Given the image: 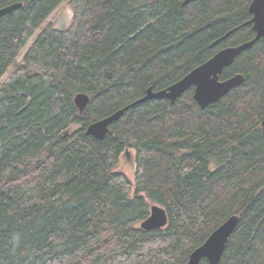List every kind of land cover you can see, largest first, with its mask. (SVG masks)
<instances>
[{"label":"trees","instance_id":"trees-1","mask_svg":"<svg viewBox=\"0 0 264 264\" xmlns=\"http://www.w3.org/2000/svg\"><path fill=\"white\" fill-rule=\"evenodd\" d=\"M183 1L68 0L57 29L44 23L67 0H0L23 3L0 21V264H185L234 214L219 264H264V39L221 75L244 83L206 108L194 87L130 105L255 36L252 0ZM127 105L105 138L86 133ZM128 148L134 182L116 170ZM154 203L169 221L145 230Z\"/></svg>","mask_w":264,"mask_h":264},{"label":"water","instance_id":"water-1","mask_svg":"<svg viewBox=\"0 0 264 264\" xmlns=\"http://www.w3.org/2000/svg\"><path fill=\"white\" fill-rule=\"evenodd\" d=\"M192 1L194 0H184L183 5ZM22 6V2H14L0 7V21L5 15ZM249 12L252 17L245 21L243 25H252L255 31V36L252 39L218 50L208 60L196 66L181 79L165 88L155 90L152 86L148 87L145 95L130 105L150 99H168L174 103L188 89L194 87L195 101L201 108H206L226 96L232 89L242 85L245 81L243 73H236L226 79H221V75L224 69L232 65L243 51L250 49L258 40L264 39V0H252L249 5ZM233 32L234 29L228 31L221 38L217 39L213 45H216L221 40H225ZM90 101L91 97L86 92H78L75 95L74 102L79 109L80 115H83ZM130 105L93 121L87 126L86 133L98 139L105 138L110 130V125L119 120ZM262 128L264 131V120L262 121ZM240 220L241 216L239 214H234L226 219L209 235L204 243L190 253L185 264H201L204 259L208 260L210 264H219L230 237ZM168 221L166 208L161 204L154 203L151 206L149 216L141 222V228L145 230L163 228L168 224Z\"/></svg>","mask_w":264,"mask_h":264},{"label":"rangeland","instance_id":"rangeland-1","mask_svg":"<svg viewBox=\"0 0 264 264\" xmlns=\"http://www.w3.org/2000/svg\"><path fill=\"white\" fill-rule=\"evenodd\" d=\"M73 21V11L70 7V4L67 2L63 3L56 11H54L44 25L52 23L57 29H66L68 28ZM27 50V49H26ZM25 50V51H26ZM24 51V52H25ZM22 59L20 56L19 60ZM13 68L5 74L1 81H4L12 73ZM136 155L135 150L126 149L120 157L119 164L116 167V170L125 173L133 182L135 181V172H136Z\"/></svg>","mask_w":264,"mask_h":264},{"label":"bare ground","instance_id":"bare-ground-1","mask_svg":"<svg viewBox=\"0 0 264 264\" xmlns=\"http://www.w3.org/2000/svg\"><path fill=\"white\" fill-rule=\"evenodd\" d=\"M263 39V38H262Z\"/></svg>","mask_w":264,"mask_h":264}]
</instances>
